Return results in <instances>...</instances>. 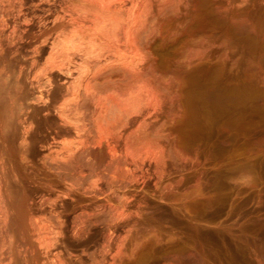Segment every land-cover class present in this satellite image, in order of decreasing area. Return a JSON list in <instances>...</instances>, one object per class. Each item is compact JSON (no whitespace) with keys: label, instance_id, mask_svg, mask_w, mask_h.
Returning a JSON list of instances; mask_svg holds the SVG:
<instances>
[{"label":"rangeland","instance_id":"374dc122","mask_svg":"<svg viewBox=\"0 0 264 264\" xmlns=\"http://www.w3.org/2000/svg\"><path fill=\"white\" fill-rule=\"evenodd\" d=\"M263 160L264 0H0V264H264Z\"/></svg>","mask_w":264,"mask_h":264},{"label":"bare ground","instance_id":"6f19581e","mask_svg":"<svg viewBox=\"0 0 264 264\" xmlns=\"http://www.w3.org/2000/svg\"><path fill=\"white\" fill-rule=\"evenodd\" d=\"M248 97H249V96H248ZM259 102H260V101H259ZM183 108H184V107H183ZM182 110H184V109H182ZM187 110H188V109H187ZM189 110H190V109H189ZM207 110H208V109H207ZM14 112H15V111H14ZM14 112H13V113H14ZM201 112H202V111H201ZM209 112H210V111H209ZM209 112H208V113H209ZM13 113H12V114H13ZM186 113H187V112H186ZM199 113H200V112H199ZM204 113H205V112H203V114H204ZM205 114H206V113H205ZM12 116H13V115H12ZM208 116H209V115H208ZM190 117H191V116H190ZM203 117H204V116H203ZM222 117H223V116H222ZM191 118H192V117H191ZM196 118H197V116H196ZM198 118H199V117H198ZM215 119H216V117H215ZM222 119H223V118H222ZM222 119H221V121H222ZM224 119H225V118H224ZM227 119H228V118H227ZM207 120H208V119H207ZM210 120H211V119H210ZM217 120H218V119H217ZM230 120H231V119H230ZM188 121H189V120H188ZM228 121H229V120H228ZM204 122H205V121H204ZM14 123H15V122H14ZM214 123H215V122H214ZM218 123H219V122H218ZM222 123H223V122H222ZM205 124H206V123H205ZM220 124H221V123H220ZM220 124H219V125H220ZM238 124H239V123H238ZM12 125H13V124H12ZM12 125H11V126H12ZM208 125H209V124H208ZM192 126H193V125H192ZM239 126H240V125H239ZM16 127H17V126H16ZM206 127H207V125H206ZM209 127H210V126H209ZM9 128H10V127H9ZM11 128H12V127H11ZM180 128H181V127H180ZM197 129H198V128H197ZM197 129H196V130H197ZM209 129H210V128H209ZM197 131H198V130H197ZM221 131H222V130H221ZM213 132H214V131H213ZM196 133H197V132H196ZM208 133H209V132H208ZM209 134H210V133H209ZM221 134H222V133H221ZM211 137H212V136H211ZM253 137H254V136H253ZM192 139H193V138H192ZM206 139H207V137H206ZM212 139H213V138H212ZM212 139L209 138V140H212ZM218 140H219V139H218ZM6 142H7V141H6ZM199 142H200V141H199ZM8 144H9V143H8ZM13 144H14V143H13ZM10 145H11V144H10ZM210 147H211V146H210ZM210 147H209V148H210ZM215 155H216V154H215ZM263 161H264V160H263ZM261 162H262V161H261ZM262 165H263V163H262ZM222 176H223V175H222ZM207 179H208V178H207ZM217 179H218V178H217ZM218 180H219V179H218ZM220 180H221V179H220ZM215 182H216V181H215ZM217 182H218V181H217ZM220 184H221V182H220ZM223 185H224V184H223ZM216 187H217V186H216ZM217 188H218V187H217ZM222 207H223V206H222ZM212 212H213V211H212ZM208 215H209V214H208ZM219 216H220V215H219ZM218 218H219V217H218ZM215 228H216V227H215ZM217 255H218V254H217ZM211 257H212V256H211ZM213 258H214V257H213ZM206 263H207V262H206Z\"/></svg>","mask_w":264,"mask_h":264}]
</instances>
